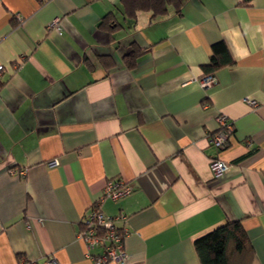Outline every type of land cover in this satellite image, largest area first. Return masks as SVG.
Masks as SVG:
<instances>
[{
  "label": "crops",
  "instance_id": "crops-1",
  "mask_svg": "<svg viewBox=\"0 0 264 264\" xmlns=\"http://www.w3.org/2000/svg\"><path fill=\"white\" fill-rule=\"evenodd\" d=\"M178 9L0 0V264H93L80 220L116 179L132 192L100 210L125 218L123 264H200L195 240L229 220L264 264V0ZM219 43L231 63L204 88ZM219 116L232 132L216 149Z\"/></svg>",
  "mask_w": 264,
  "mask_h": 264
},
{
  "label": "built area",
  "instance_id": "built-area-1",
  "mask_svg": "<svg viewBox=\"0 0 264 264\" xmlns=\"http://www.w3.org/2000/svg\"><path fill=\"white\" fill-rule=\"evenodd\" d=\"M18 17V16H17ZM59 20L55 19L51 22L50 28L56 27ZM2 66H0V70ZM214 83L212 76H206L201 79V86L208 87ZM252 107H256V101H248ZM218 128L221 131L208 139V143L216 149L223 148L226 145L228 135L232 132V125L227 122L225 116L217 118ZM223 130V131H222ZM57 165L56 160L48 162L49 167ZM210 171L214 178H219L228 170V164L224 161L213 159L209 163ZM132 192V187L125 181L116 179L109 180L101 193V196L96 200L88 211L80 220L81 230L78 232V239H80L86 248V256H89L93 264H109L110 262H119L123 264L125 254L123 252V239L126 234L125 229H118L115 225L117 220H124L123 215L116 218L106 216L100 210V204L105 199L112 201L120 200L128 196ZM102 245V253L98 256H90V250L96 245ZM28 264H38L35 262ZM41 264H57L53 258H48L41 262Z\"/></svg>",
  "mask_w": 264,
  "mask_h": 264
},
{
  "label": "trees",
  "instance_id": "trees-1",
  "mask_svg": "<svg viewBox=\"0 0 264 264\" xmlns=\"http://www.w3.org/2000/svg\"><path fill=\"white\" fill-rule=\"evenodd\" d=\"M124 13L135 20L140 12L152 17L165 15L169 7H179V0H120ZM107 24V22H102ZM212 56L205 67L206 74L229 65L231 60L222 43L213 46ZM137 54V51L133 52ZM136 56V55H134ZM207 76V75H206ZM200 264H251L253 248L249 243L241 220H229L194 242Z\"/></svg>",
  "mask_w": 264,
  "mask_h": 264
}]
</instances>
